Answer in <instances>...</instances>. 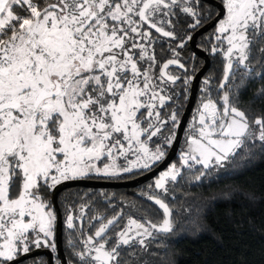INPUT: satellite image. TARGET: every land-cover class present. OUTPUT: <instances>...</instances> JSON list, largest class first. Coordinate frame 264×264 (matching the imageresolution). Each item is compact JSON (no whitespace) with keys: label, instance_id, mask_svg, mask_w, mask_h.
I'll return each instance as SVG.
<instances>
[{"label":"snow or ice","instance_id":"1","mask_svg":"<svg viewBox=\"0 0 264 264\" xmlns=\"http://www.w3.org/2000/svg\"><path fill=\"white\" fill-rule=\"evenodd\" d=\"M222 3L215 39L227 48L211 51L222 52L226 60L218 87L223 94L202 103L199 126L193 125L181 156L189 170L202 167L198 182L214 167L230 174L234 169L228 165L241 152L251 155L256 141L264 153V115L250 119L233 103L228 83L241 67L242 82L253 74L264 79V0ZM198 6L199 0H0V264H14L42 247L57 252V215L42 189L91 176L118 178L152 169L165 158L175 137L161 133L169 122L177 125V110L162 118L161 109L179 99L169 85L181 80L168 70L185 69V63L171 44L172 58L162 62L156 45L168 42L163 38L179 39L177 48H183L193 39L178 36L173 18H195L188 25L195 33L208 18ZM258 99L264 100V87L253 102ZM181 175L172 164L154 187L167 197L169 181ZM147 199L162 210L159 224L129 216L113 238L109 232L123 210L106 222L93 216L100 222L94 233L80 240L81 225L79 236L67 241L77 264H131L136 252L125 259L122 250L139 245L147 252L150 241L172 234L174 209L164 198ZM86 208L81 206L80 216L69 211V230L77 229L75 221L83 220ZM33 264L44 262L34 259Z\"/></svg>","mask_w":264,"mask_h":264},{"label":"trees","instance_id":"2","mask_svg":"<svg viewBox=\"0 0 264 264\" xmlns=\"http://www.w3.org/2000/svg\"><path fill=\"white\" fill-rule=\"evenodd\" d=\"M217 59V53L213 54L215 63L209 68L216 67ZM252 63L256 72L262 70L255 60ZM261 63L264 64V61ZM242 73L243 68H240L229 81L230 96L237 107L254 119L264 115V100L253 102L254 95L264 87V79L253 74V77H245L242 82ZM211 82V96H215L213 90L217 78ZM180 89L177 117L184 105L187 88L183 86ZM197 97L200 100V96ZM170 109L167 108V116ZM174 127L169 122L161 135L171 136ZM255 143L257 147L251 155L241 152L228 165L234 169L228 175L214 167L198 182L195 177L203 170L202 167L196 165L189 170L182 165L181 177L176 182L169 181L167 185V197L161 195V190L155 189L154 175L133 186H97L84 190L72 187L67 192L60 191L57 198L63 200L66 193L70 194L71 205L75 209L73 213L78 216L81 206L87 205L82 220L83 233L87 234L92 233L99 223L92 221L91 217L106 218L123 210L122 219L109 232L113 238L125 226L129 216L139 220L147 216L152 222H161L162 211L147 196L153 194L166 199L174 209V232L170 235L161 234L156 240L150 241L147 252L140 249L139 245L135 249L122 250L125 259H128L129 252H136L138 259H132L131 264H264V153L259 150V142ZM172 161H179L178 156H174ZM141 171L134 169L132 173L122 174L118 179ZM217 173L221 174L217 177ZM149 185L153 186L152 189H149ZM70 235L79 236L76 230H71L69 234L64 232L63 245L64 248L67 245L73 260H76L67 242Z\"/></svg>","mask_w":264,"mask_h":264},{"label":"flooded vegetation","instance_id":"3","mask_svg":"<svg viewBox=\"0 0 264 264\" xmlns=\"http://www.w3.org/2000/svg\"><path fill=\"white\" fill-rule=\"evenodd\" d=\"M215 1H217L222 7V10H221L219 16L215 19V21L212 24L207 26L205 29L197 32V34L193 37V39L191 41V45L195 46L198 50H200L202 53H204V55H201V54H198L197 52H195L192 49V47L190 46L189 41L186 42V44L183 48H177V44H179V39L178 40H168V38H163L165 41H168V42L156 45L157 58L159 60H161L162 62L169 59V58H172V53L170 51H168L169 44H171V47L176 48V51L179 53V58H180L181 62L185 63V69H180L178 65H173V66H170V68L168 70L170 73L181 77V80H179L175 85H169V90L172 94L179 93V95H180V90H181L180 88H183V86L185 88H187V90L185 92L186 99H185V102H184L182 109L184 108L185 103H186L187 98H188L189 86H190V82H191V79H192L194 72L205 63V61H206L205 55L208 58V64L206 65L205 69L203 70V72L201 73V75L198 79L197 87H196V91H195V96H194L193 103H192L191 109L189 111L187 120L185 122V126L187 124L189 117L191 116L192 112L194 111V108L201 103V100L204 97H210L213 100H218L219 96L223 94V92H218V87H219L218 85H219L220 79L224 73V66L226 63V60L223 58L222 52H217V57H218L217 62L218 63L216 64V67L212 66V68H209L211 64L215 63L214 62L215 60H213V54H215V53H213L211 51L213 46H220L224 50H226V48H227L226 42L221 46V45H219V42L215 39V35L217 34L216 33V27H217L218 21H219V19L223 18V14H224L222 0H215ZM198 10L202 13V16L208 17L207 19H204L202 21V24H201V26H202L205 23H207L209 20H211V18L215 14L219 13L220 7L216 2H212V1H208V0H199ZM194 19L195 18L188 16L186 14H181V15L173 18V23L176 24L175 30L181 39H184L188 35L192 34V32H190L188 29V25L193 23ZM168 30H171V28L169 27ZM153 35L155 36L158 34H156L153 31ZM162 50H163V54H161ZM157 71H158V69H157ZM215 78H217V82L215 83L214 90H213V93H215V96H211L212 89L210 87H211V85H213L212 84L213 82H211V80L215 79ZM185 79H187L186 84L184 83ZM206 79L208 80V84H205ZM229 85H230V83H229ZM224 91H228V88L226 87L224 89ZM197 95L200 96V100H199V97H197ZM178 102H180L179 99L177 100V102L175 104L170 103L167 107L161 109L162 118H167V114H166L167 108H172L169 110V111H172L173 108H177ZM182 109H181V111H182ZM180 114L177 117V121L180 117ZM185 126L183 128L182 136L180 138L179 144L175 150L173 157L174 156H178V158L180 157V144H181V140H182V137L184 134ZM196 126L198 127L199 125H196ZM175 127H174V131H173L172 135H174ZM189 131L193 132V126L189 129ZM154 143H163V141L161 139L154 138ZM168 146L165 148V152L167 151ZM158 171L154 174L155 176L158 174ZM88 178H97V177L91 176ZM125 178H127V177H125ZM111 179H115V178H111ZM116 179H118V178H116ZM72 187H78V188H80V190H84L85 188L97 187V186L84 185V184H79V183L69 184V185H64V186L60 187L55 194V202L59 208V213H60V218H61V234H60L61 235V245H62L63 256L65 258L66 264H77V261L73 260V257L71 256L70 250L68 249V247H66L67 245H65V248L63 245V233L64 232H66L67 234L71 233V230H69L66 227V217L69 214L70 210L73 213V210H75V209L71 205L70 194L68 195V193H66L63 200H61V198H57V195L60 191L67 192ZM98 187H101V186H98ZM51 190L52 189H42V195L44 196L46 201L51 202L52 208L56 213V205L53 202V200L51 199ZM151 195H153V194H151ZM157 196H159V195H157ZM78 213L80 216V211ZM73 215L78 216L77 213H75V214L73 213ZM113 216H109V217L104 218L103 222H106L107 219H110ZM75 223L78 226L76 231L79 234V227L81 225H82V227H84L83 221L76 220ZM99 224H100V222L98 223L97 227L94 229V231L92 233H94L95 230L99 227ZM92 233L87 234L85 232L84 236H80V237L84 238L87 235H90ZM47 252H49L51 264H56L57 260H59L60 264H62L61 258L57 254V252L53 253L50 249H48L46 247H42L40 249H33V253L20 258L18 261L14 262V264H31V263H33L34 259L35 260L41 259L46 264L47 257H48Z\"/></svg>","mask_w":264,"mask_h":264},{"label":"water","instance_id":"4","mask_svg":"<svg viewBox=\"0 0 264 264\" xmlns=\"http://www.w3.org/2000/svg\"><path fill=\"white\" fill-rule=\"evenodd\" d=\"M208 1L216 2L220 7V11H219V13L215 14L211 18V20H209L207 23H205L204 25L199 27L195 31V33H192L191 35L193 37L197 34V32L205 29L207 26L212 24L215 21V19L219 16V14L222 10L221 5L217 1H215V0H208ZM191 41H192V39L189 40V44L192 47V49L195 52H197L198 54L204 55V53H202L200 50H198L195 46L191 45ZM205 58H206L205 63L200 68H198L192 76L190 86H189L188 98H187V101L185 103L184 108L181 111L180 117H179V119L177 121V125L175 127V132H174L175 138L173 139L172 143L168 146L165 158L162 161L158 162L154 168L149 169V170H144V171H142V172H140L134 176L127 177V178H120V179H116V178L115 179L81 178V179H77V180H70V181L61 183L54 190L53 189L51 190V199L53 200V202L56 205V215H57V223H56V229L57 230H56V236H55V240L57 243V254L60 256L62 264H66V261H65V258L63 256L62 245H61V235H60L61 234V218H60L59 208L55 202V194H56L57 190L64 185L76 184V183L84 184V185H93V186H133L135 184H138V183L152 177L158 170L164 168L167 165V163L172 159V157L175 153V150L179 144L180 138L182 136L183 128L185 126V122L187 120V117H188V114H189V111L191 109L193 99L195 96V91H196L198 79H199L201 73L203 72V70L205 69L206 65L208 64V58L206 57V55H205ZM222 77H223V75H222ZM222 77L220 79L219 84L221 83ZM153 196H157V195H153ZM157 197H159V196H157ZM159 223H157V224H159ZM31 253H33V251ZM47 255H48V257H47L46 264H51L49 252H47ZM25 256H27V255H25ZM22 257H24V256H21L20 258H22Z\"/></svg>","mask_w":264,"mask_h":264},{"label":"rangeland","instance_id":"5","mask_svg":"<svg viewBox=\"0 0 264 264\" xmlns=\"http://www.w3.org/2000/svg\"><path fill=\"white\" fill-rule=\"evenodd\" d=\"M209 97H204L202 100H201V103L196 106L194 108V111L192 112L191 116L189 117L188 121H187V124L185 126V130H184V134H183V137H182V140H181V144H180V157H179V161L177 162H169L164 168L160 169L158 171V174L155 176L154 180H156L158 177H159V174L163 171H166L172 164H175L177 166L178 169H180V167L182 166V160H181V156H182V153H184L185 151L188 150V146H189V142H190V137L193 135V132H190L189 129L193 126V125H198V109L201 107L202 103L204 101H206ZM194 117L196 119H194ZM154 146V145H153ZM121 163H124L123 160L120 161ZM192 161H189V164H191ZM133 217V216H132ZM135 218V217H133ZM138 219V218H136ZM128 220V219H127ZM139 220V219H138ZM127 223V221H126ZM121 230V229H120ZM119 230V231H120Z\"/></svg>","mask_w":264,"mask_h":264}]
</instances>
